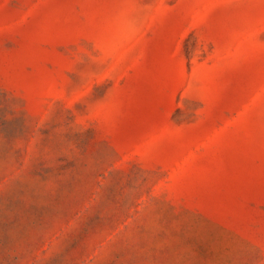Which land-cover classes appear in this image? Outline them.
Wrapping results in <instances>:
<instances>
[{
	"label": "rangeland",
	"instance_id": "1",
	"mask_svg": "<svg viewBox=\"0 0 264 264\" xmlns=\"http://www.w3.org/2000/svg\"><path fill=\"white\" fill-rule=\"evenodd\" d=\"M0 264H264V0H0Z\"/></svg>",
	"mask_w": 264,
	"mask_h": 264
}]
</instances>
